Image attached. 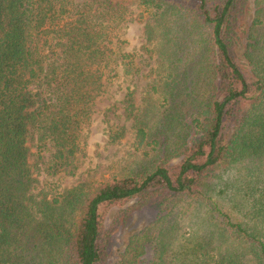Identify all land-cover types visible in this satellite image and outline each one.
<instances>
[{"label": "trees", "instance_id": "trees-1", "mask_svg": "<svg viewBox=\"0 0 264 264\" xmlns=\"http://www.w3.org/2000/svg\"><path fill=\"white\" fill-rule=\"evenodd\" d=\"M133 1L154 8L161 26L175 11L180 27L190 18L210 27L211 62L193 124L175 127L165 148L175 150L173 161L50 197L38 189L42 152L51 149L48 171L75 156L106 69L128 56L111 35L122 18L109 0H0V264H104L111 232L99 208L129 200L118 214L154 204L161 218L176 221L194 206L207 231H190L173 247L175 228L161 227L157 243L146 240L147 230L129 238L125 263L151 246L147 264H264V172L231 203L218 176L264 155V70L253 65L247 77L234 52L248 0ZM245 53L252 62L250 45Z\"/></svg>", "mask_w": 264, "mask_h": 264}, {"label": "rangeland", "instance_id": "rangeland-1", "mask_svg": "<svg viewBox=\"0 0 264 264\" xmlns=\"http://www.w3.org/2000/svg\"><path fill=\"white\" fill-rule=\"evenodd\" d=\"M109 2L122 18L111 35L115 33L120 37L119 51L128 56H117L118 59L109 66L114 70L106 69L105 89L95 99L89 119L82 125L79 149L71 162L59 166L56 171L45 170L53 160L50 147L43 150L37 175L38 189L47 191L50 197L60 196L81 184L89 188V185L97 186L114 176L146 171L161 160L173 161L175 150L166 153L165 148L177 137L178 127H175L182 119L185 124H193L194 98L204 96L207 76L204 66L208 67L211 62L212 50L209 26H193L190 18L184 19L180 27L175 20L178 18L175 11H168V18L161 26L154 20L158 14L152 7L138 5L133 0ZM249 31H252L250 37ZM249 45L252 62L245 53ZM234 52L247 77H254L251 73L253 65L264 70V0H248L239 20ZM230 131L231 127L225 123V138ZM263 161L264 155H258L219 172L223 185H228L225 199L231 203L238 195L247 197L249 182L252 184L257 177H263ZM133 202L129 200L108 209L99 208L105 226L111 232L104 264H147L153 254L151 246L134 261L124 262L129 238L147 230L146 240L157 243L159 236L163 239L161 227L167 225L170 230L176 229L171 242L173 247L190 231H207L201 224V212H197L200 210L194 206L188 212L186 210L185 215H177L176 221L171 219L173 214L161 218L163 213L158 212V206L154 204L133 209L127 216L118 214ZM73 216H78L76 209ZM251 221L255 223L254 219ZM170 233L166 232L171 237ZM171 249L169 247V253ZM169 253L164 256L166 262Z\"/></svg>", "mask_w": 264, "mask_h": 264}]
</instances>
